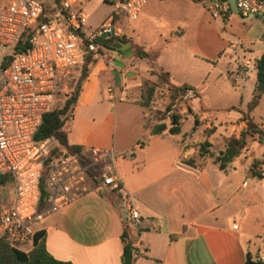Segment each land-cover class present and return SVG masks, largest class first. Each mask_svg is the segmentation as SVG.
Here are the masks:
<instances>
[{
  "label": "crops",
  "instance_id": "obj_1",
  "mask_svg": "<svg viewBox=\"0 0 264 264\" xmlns=\"http://www.w3.org/2000/svg\"><path fill=\"white\" fill-rule=\"evenodd\" d=\"M83 1L79 0L81 7ZM111 14L99 25L112 20L118 37L129 41L120 44L131 47L132 53L118 54L101 47L92 56L94 62L62 130L68 145L83 152H113L120 196L97 181L92 191L34 224V235H41L46 251L59 261L123 264L124 201L129 199L141 217L139 226L130 228L136 238L131 264H246L247 259L264 264V232L254 233L246 219L254 211L259 219H251L252 224H264V144L257 143L256 155L249 152L247 158L235 159L224 170L211 158L199 157L197 147L207 140L212 148L217 137H229L224 131L226 123L238 130L234 136L244 127L238 111H225L238 107L244 113L240 105L209 107L205 91L222 78L235 88H242L249 78L254 84L256 67L247 77L237 79V66L243 57L256 64L264 51V24L259 19L237 24L239 35L234 36L226 29L228 17L214 19L187 0H147L131 23L122 15L111 19ZM146 17L162 19L154 30L160 42L156 49L146 50L128 32L134 22ZM163 22L166 26L160 27ZM237 41L242 51L230 47ZM133 47L148 52L156 69L168 73L170 84L195 90L197 110L213 112L208 125L215 129L214 135L202 137L190 118V128L182 138L167 131L150 135L151 115L140 106L143 89L146 83L165 88L166 84L151 74L148 59L135 57ZM69 78V73L61 78V90ZM239 98V104L243 103V97ZM262 104L264 96L250 114ZM250 117L264 127V118ZM213 148L219 152L222 146ZM187 159H193L198 168L183 164ZM13 196L11 184V190L0 195V203L10 202Z\"/></svg>",
  "mask_w": 264,
  "mask_h": 264
},
{
  "label": "built area",
  "instance_id": "obj_2",
  "mask_svg": "<svg viewBox=\"0 0 264 264\" xmlns=\"http://www.w3.org/2000/svg\"><path fill=\"white\" fill-rule=\"evenodd\" d=\"M102 1L112 7L111 19L122 15L131 23L147 0ZM187 1L214 19L233 14L228 0ZM234 4L240 18L259 19L264 14V0H234ZM88 20L79 0H0V175L11 177L14 190L10 202L0 203V240L24 252L33 248V225L46 214L92 191L97 181L104 188L119 183L112 151L82 150L81 158L62 151L47 162L50 150L58 145L56 140H35L44 115L55 107L61 78L79 73L87 54H99L104 46L96 41L102 35L119 36L112 20L92 32L87 29ZM27 35L29 46L16 51ZM230 47L242 51L238 41ZM255 67V62L243 57L236 78L247 77ZM195 99V90L187 88L165 114L180 118L190 114ZM42 189L47 199L39 210ZM124 216L129 225L139 226L140 214L129 199L124 201Z\"/></svg>",
  "mask_w": 264,
  "mask_h": 264
},
{
  "label": "trees",
  "instance_id": "obj_3",
  "mask_svg": "<svg viewBox=\"0 0 264 264\" xmlns=\"http://www.w3.org/2000/svg\"><path fill=\"white\" fill-rule=\"evenodd\" d=\"M28 37L24 36L20 41L19 45L16 47V51H24L28 46ZM128 44L129 41L122 37H110L109 39L98 38L96 43L103 45L105 48L109 47L112 43ZM133 54L137 58H145L149 60L151 67V74L155 75L159 83L166 84L167 91L169 93L170 102L166 106L165 111L168 110L170 103L173 99L183 92L185 89L190 88L186 85L174 86L169 83L168 73L163 72L160 69H156L153 61L150 59L148 52L140 47H133ZM93 59L91 54H87L84 60V64L79 72L78 79L73 87L72 94L67 98L60 108L53 107L50 112L44 115L41 125L39 126L37 133L35 135V140L37 142L44 141L49 138H53L57 142V146L50 150L47 156V162L53 160L62 151L68 154L76 155L81 158L82 149L77 146H70L67 143L66 135L62 128L65 122L69 119L73 106L76 103L80 87L84 79L86 78L91 65L93 64ZM155 94V88L153 86L146 89V95L142 96L140 101V106L147 108L150 105ZM264 96V51L261 52L256 60V74L252 89V96L250 101L246 105V113H241L238 107H229L225 109L226 112L238 111L242 117L241 121L244 122V127L238 132L237 136H230L223 138L222 149L217 153L213 154L210 151L211 144L206 140L197 145L198 156L201 158H211L213 163L218 166L220 170H224L230 163L235 159L244 155L248 150L249 142H256L258 144H264V127L259 123H256L251 117L250 113L258 106L261 97ZM162 114V119H164V112ZM169 127L165 123H158L153 125L150 129V135H159L167 131L170 135H177L180 133L181 118L178 115H172L169 117ZM197 124V118L194 119ZM213 133V129L206 134L209 136ZM183 164L198 168L195 165L193 159H187L182 161ZM261 178V174L257 175ZM11 185L12 179L8 175H0V188L5 185ZM112 192H115L120 196L121 184L117 183L111 188ZM121 202V197H118ZM47 199V193L42 189L41 199L39 204V210L44 209ZM138 227V226H137ZM133 227L127 223L124 226L123 233L121 235V241L123 244V258L126 256L132 257L135 254L134 238L130 228ZM33 248L24 252L19 249L11 248L6 242L0 240V264H70L69 262L59 261L54 259L47 251L44 245L43 238L41 235L35 234L33 236ZM249 259H247L248 264ZM258 264V263H256Z\"/></svg>",
  "mask_w": 264,
  "mask_h": 264
},
{
  "label": "rangeland",
  "instance_id": "obj_4",
  "mask_svg": "<svg viewBox=\"0 0 264 264\" xmlns=\"http://www.w3.org/2000/svg\"><path fill=\"white\" fill-rule=\"evenodd\" d=\"M82 10L87 13L89 15V20H88V31L92 32L95 29L98 28L99 24L103 21V19L105 17H107L111 12H112V7L102 1V0H85L83 1V5H82ZM229 19V24L226 27L227 30L230 31V33L234 36H238L239 33L237 31V24L241 25L242 22L238 17H236L235 15L231 14L228 16ZM162 19H151V18H144V21L140 22L139 20L134 22L132 24V26H130L128 29L130 32V35L133 36L134 40L138 43V44H142L146 50L149 49H156L159 47L160 42H158V34L155 33V28L157 26V24L161 21ZM164 20V19H163ZM234 21V22H233ZM249 22V21H247ZM245 22V23H247ZM227 23V21H226ZM166 24L160 23V27H165ZM133 31V33H131V31ZM218 68H220V66H217ZM224 69V68H223ZM79 73H74L72 75L71 78L67 79L66 81L63 82L62 84V90L60 91V94L55 96L56 99V103H55V107L60 108L63 104V102L70 97V95L72 94V90L73 87L76 83V80L78 79ZM214 83H210L211 85L209 86V89L205 91V102L207 103V105L209 107L212 108H226L227 106L230 105H240L242 107V109L244 110V113H246V103L250 97H251V92L253 89V81L252 78H249L243 85L242 88H235L233 87L228 80H224L223 78L219 81H213ZM153 86L155 88V94L154 97L152 99V101L150 102V105L147 107V112H149V114L151 115V119L148 120L149 123V127H152L153 125H156L158 123L161 122H165V124L167 125V127H169V116L167 117V115L165 114V108L168 105L169 101H170V97H169V93L167 91V89L165 88V86H163L162 84H152V83H146L144 89H143V95H146V89L148 87ZM157 87V88H156ZM179 95V94H178ZM177 95V96H178ZM243 97V103L239 104V96ZM66 97V98H65ZM201 99L204 101V96H201ZM141 101V100H140ZM193 106L196 108V106L194 105V101L191 104V113L190 114H185L184 116H181V121L183 122V120L190 118L191 120H194L195 118H197V128L200 130V132L202 131V137L205 136L208 132L211 131V129H213L212 126L208 125V122H210V124H212V115L213 112L211 111H205L203 112L202 110H197V108L194 110ZM162 112H164V119H162ZM221 113V112H218ZM227 113H225L226 115ZM218 115H222V114H218ZM250 116H252L254 119H258L260 118H264V104H262L258 110L254 113V114H249ZM238 124V123H236ZM225 135L227 136H234V133H236L238 130L235 129L233 126L228 125L227 123L225 124ZM190 128V120H186L183 122V124L181 125V133L176 135L175 137L177 138H182L183 133H186ZM215 129H213V133L210 135H214ZM235 131V132H234ZM201 134V133H200ZM223 135L217 137L213 142L212 148H210V150L212 151V153L215 155L217 154L218 151H214L213 146L215 147V145L219 146H223ZM249 152H253L255 155L259 152L258 150V144L256 142H249L248 144V150L244 153V155L240 156L241 158L244 159L247 158L248 153ZM264 152V151H262ZM208 158V157H207ZM11 190V185H5L3 187L0 188V195H2V192L5 190ZM247 219V225L248 228L253 227V232H264V224H261L259 222L255 223L254 225L252 224V220L253 222L254 220H258V216H257V212L251 211L249 213V216L246 217ZM262 238V237H261ZM260 238V239H261ZM259 240V239H257ZM256 239L254 240V242L257 241Z\"/></svg>",
  "mask_w": 264,
  "mask_h": 264
},
{
  "label": "water",
  "instance_id": "obj_5",
  "mask_svg": "<svg viewBox=\"0 0 264 264\" xmlns=\"http://www.w3.org/2000/svg\"><path fill=\"white\" fill-rule=\"evenodd\" d=\"M228 3L230 5V9L233 13V15H235L236 17H238L239 19H241L243 22H247V21H251L253 19H258L255 16H248L246 18H240L239 14L237 13L235 4H234V0H228ZM261 24H264V14H262L259 18ZM113 33H109L106 35H102V38H109L112 37ZM107 50L112 51V52H116L118 54H131V47L129 46H122L120 43L115 42L112 43L109 47H107ZM132 262V257L126 256L123 258V264H131ZM248 264H255L254 262L249 261Z\"/></svg>",
  "mask_w": 264,
  "mask_h": 264
}]
</instances>
